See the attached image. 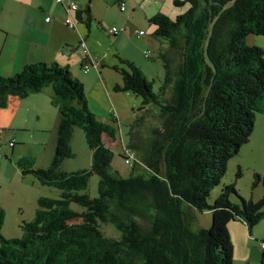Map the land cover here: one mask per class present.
<instances>
[{
	"label": "trees",
	"instance_id": "trees-1",
	"mask_svg": "<svg viewBox=\"0 0 264 264\" xmlns=\"http://www.w3.org/2000/svg\"><path fill=\"white\" fill-rule=\"evenodd\" d=\"M185 3L190 9L175 20L163 13L150 18L154 36L168 40L171 49L161 56L167 69L163 95L154 92L139 66L116 55L114 70L122 84L115 91L142 99L141 122L151 104L159 108L160 119L146 142L125 146V163L133 167L127 178L111 167L113 151L105 138H115L114 124L101 122L93 113L84 83L68 66L40 62L10 77L0 75V109L10 97L25 99L52 87L59 123L50 166L38 168L32 156H3L23 177L33 176L61 191L58 199L38 200L35 218L22 225V238L2 235L6 211L0 205V264H234L229 226L239 221L252 236L264 220V174L254 175L253 187L263 186L258 201L244 198L235 182L223 184L212 205L209 199L222 185L230 161L250 143L256 119L264 113V49L252 38L264 37V0L174 1L176 6ZM68 18L76 20L75 28L66 24ZM91 19L88 7L67 11L64 24L76 31L80 22L89 26ZM174 51L181 56L178 65ZM94 59L85 55L82 69ZM76 127L85 133L91 167L69 173L62 168L75 158ZM15 145V140L9 142L10 148ZM92 175L100 178L95 198L87 193ZM241 177L239 168L236 179ZM205 211L212 214L209 228L197 218ZM99 222L115 225L121 237H104Z\"/></svg>",
	"mask_w": 264,
	"mask_h": 264
},
{
	"label": "rangeland",
	"instance_id": "rangeland-1",
	"mask_svg": "<svg viewBox=\"0 0 264 264\" xmlns=\"http://www.w3.org/2000/svg\"><path fill=\"white\" fill-rule=\"evenodd\" d=\"M162 12L167 15L169 18L175 20L178 16L185 14L189 9L190 5L185 3L183 6H176L174 4V0H163ZM185 2L186 0H180ZM101 4H96L95 7L99 13V17H101V21L103 22V28L108 32L100 31V35L102 33V42L106 43L105 47H109L111 56L106 58V61L109 62L117 61L115 54H120L121 57L125 59H129L133 61L137 66H139L142 71L145 73L146 77L149 81L153 82L154 92L157 94H161L160 89H162L166 76L167 69L165 67V62L162 59V55H167L169 53L170 45L168 40L159 39L154 36L156 27L150 23V17L148 19L144 15L145 8H143L142 4H138L135 6L128 5V12L125 14L120 12L118 4L115 3L112 5L108 14H103L102 11H105L106 6L103 4L102 0H98ZM97 26V23H96ZM112 28H117L119 30L125 29V31L120 32L116 35L109 34V30ZM138 31H143L144 35L139 36ZM92 38V37H91ZM252 38H257V46L262 47L264 49V37L253 36ZM251 38V40H252ZM93 40V39H91ZM255 40V39H254ZM108 50V49H107ZM78 51L83 53V48L79 45ZM109 52V50H108ZM145 53H150V57L146 58ZM172 58L175 62V65L179 64L181 61V56L178 51H174ZM99 62H96L91 66L88 76L92 75V72L97 73ZM94 67V68H93ZM79 70L81 66L78 65ZM72 72V71H71ZM75 77V76H74ZM76 78V77H75ZM89 85V84H88ZM47 88H52L51 86ZM87 93L89 95H93V97L101 102L103 105L107 104L111 106L112 99L105 95L103 86V92H99L96 90L94 85L87 86ZM53 90V89H52ZM115 91V87L113 88ZM54 92V91H52ZM126 94V93H123ZM163 95V94H161ZM129 98L131 96L138 99L140 105L139 108L142 107V99L137 97L136 95L129 93ZM13 98L10 97L9 100ZM19 98V97H18ZM88 98V96H87ZM126 97V101L131 103L130 99ZM22 99V98H21ZM89 100V98H88ZM136 103V101H132ZM8 107V106H7ZM95 113L97 118L106 124H114L116 128V136L114 139L107 137L106 143L113 151V161H112V170L119 172L123 177H129L133 171V167L129 166L125 163L124 159V148L125 146H130L131 144H138V142H146L150 137V132L154 127L160 125L159 119V108L151 104L149 108L151 112L148 113L145 122H141L140 119L145 118V111H138V114L131 119L128 117H124L122 121L114 122L115 119V110L113 109V113L109 112L107 114L105 112V107L99 108L95 106ZM4 109V108H1ZM11 110V109H9ZM9 120H3L2 116L0 118V134H1V142H2V150L0 151V195L5 196L12 203L8 204L6 202L5 206L7 208L6 219L2 229V235L7 239L14 238H22L24 236V231L22 225L24 222H31L35 216L38 209V200L42 197L60 198L61 191L56 189L55 187H48L41 185L33 176L23 177L24 181H30V187L27 184L22 183L16 177L9 176L10 170L13 168L14 163H11L9 160L5 159L3 156L4 151H7L9 157H13L11 150L9 149V142L11 140H15L17 145L15 147V157H19L18 153H23L26 156L38 157L40 153L46 154L48 151H51V156L55 154V140L49 139L51 137L50 132H43L39 126L30 125L23 121H19L16 116H12L13 113L7 112ZM263 115V114H260ZM258 115V117L260 116ZM257 117V118H258ZM35 119V116L33 117ZM111 121V122H110ZM143 123V124H142ZM49 130L52 129L47 125ZM55 137V136H54ZM47 141V142H46ZM74 147L72 144V149H74L75 158L69 159L66 161V165L63 169L65 172H77L82 169H88L91 167V151L88 147L85 133L81 128L76 127L73 136ZM43 146L41 143H45ZM259 150V169L264 174V140L261 142V145L257 148ZM239 157H235L234 160H238ZM5 161V163L3 162ZM9 165H7V162ZM39 161V159H38ZM234 162V161H232ZM232 164V163H231ZM44 167V168H48ZM140 171H144L142 167H139ZM232 167H230L231 169ZM65 169V170H64ZM228 168V173L222 181V185L217 186L211 193V197L209 199V203L212 205L215 200L219 197L222 186L225 182L236 181L237 189L239 193L246 199H252L254 201H258L263 196V186L262 184H258L256 187H253L254 183V175L249 171H242V177L240 179H235L236 172H238L239 168L236 166V172H232ZM28 178V179H27ZM99 182L100 178L97 175H92L90 178V184L87 193L92 197L99 196ZM32 183L35 186L31 185ZM239 184V185H238ZM19 190H21L20 193ZM16 191L15 193L18 195L20 193V197H17L13 202L11 193ZM39 197V198H38ZM5 198V199H6ZM6 199V200H7ZM233 201L239 202L237 197L233 198ZM18 202V203H17ZM19 205H22L19 206ZM74 209H79L77 205H73ZM196 215V214H195ZM198 222L200 226L209 228L212 223V214L209 211H205L203 214H197ZM199 224H196L195 227H198ZM198 225V226H197ZM98 231L106 238L111 239H119L121 237V233L115 225L111 223H98ZM229 230L231 232L232 242L236 248V264L238 259H242L241 251L242 247L240 244L241 234L245 230V227L239 221H232L229 226ZM250 238V236H249ZM251 239V238H250ZM253 250L255 252L256 249L261 252V256H263V252L261 251L260 242L264 241V220H262L258 226L254 229L253 233ZM259 240L256 242L255 240ZM245 243L243 237V245ZM0 244V248H1ZM257 258V257H255ZM235 264V263H234Z\"/></svg>",
	"mask_w": 264,
	"mask_h": 264
},
{
	"label": "crops",
	"instance_id": "crops-1",
	"mask_svg": "<svg viewBox=\"0 0 264 264\" xmlns=\"http://www.w3.org/2000/svg\"><path fill=\"white\" fill-rule=\"evenodd\" d=\"M73 1L79 5V9L82 11L89 7L92 15L89 26L86 22H80L76 31L69 30L65 26L64 20L67 17V8L64 5L58 4L56 0H0V75L10 77L20 72L26 65L40 62L57 63L62 66H68L70 71H72L73 76L84 83L85 89L89 85H94L97 91L103 92V86H105L104 93L112 99L111 106H107V104L103 105L101 102L97 101L92 94L89 95L87 93L86 89L90 109L93 112H95V106H98L99 108L105 107V112L107 114H109V112L112 114L113 109L115 110L114 116L118 122L122 121L124 117L132 119L135 114H138L137 109L139 108L138 106L140 103L139 100L134 97L131 98L130 96L129 98V93L123 94L113 90L115 86L122 84V76L114 70V66L117 64V61H106V58L111 56V53L109 47H107L109 52L106 49V43L102 42V33L100 35L99 32L104 31L106 34L108 32L103 28L104 21H99L101 20V17H99V13L95 7V3H101L98 2V0ZM102 2L106 6L105 11H102L105 15L108 14V11L115 3L118 4L119 9L122 2L126 3V11L121 12L120 10L123 14L128 12V5L135 6L136 8V6L140 3L143 8H145L144 15L148 19V17L151 18L158 13H163L162 7L164 1L102 0ZM49 16L52 17V21L47 23L45 19ZM74 16H77V14L75 13ZM84 17L87 18L86 15H84ZM82 40H84L86 44L88 54L99 62L97 73L92 72L91 76L88 75L92 69L88 73H85L82 69V62L84 61L86 55L83 47V53L78 51ZM254 43H257V39ZM116 55L117 54H115V57ZM78 65L81 66L82 70H79ZM52 91V88H45L42 92L32 94L25 99L18 97L11 98L9 100L8 107L0 109V118L2 116L3 120L8 121L9 116L7 112L12 111V116H16L19 121L26 122L28 127L36 124L39 128H41V130H43V132H50L51 137L49 139L55 140L56 148L59 111L51 102L54 95V92ZM126 97L130 99V104L126 101ZM133 100L136 101V103H133ZM34 116L36 120H33ZM36 125L33 126L35 127ZM47 125L52 129V131L49 130ZM263 140L264 113L256 119V125L250 143L242 147L240 154L237 156L239 157L238 160L232 159L228 168L230 169V167H232L230 170L232 172H236L235 170L237 166V168H241L242 171H249L253 175L256 173L262 174V171L259 169V150L257 148L261 145ZM46 142L41 144L45 146ZM72 144L74 147L73 139ZM16 145L13 148H9L13 154V157L10 158L13 160L21 158V156L24 155L23 153H18L19 157H15ZM4 153L9 156L7 151H4ZM53 157L54 156H51V151H48L46 154L40 153V156L34 158L37 161V167L44 168L50 166ZM3 162L5 163L4 160ZM10 162L13 163L11 160ZM65 163L63 168L66 165ZM7 165H9V162H7ZM9 176L18 178L19 181L30 187L29 183L31 182H23V176L15 168V165L10 170ZM227 181L228 182H225L224 184L236 183L234 179H232V181ZM31 185L35 186L34 183ZM20 191L21 190H19V192ZM15 192L16 191H13L11 193L13 202L17 197H20V193H22L20 192L17 195ZM5 198V196L3 197L0 195V205L7 212L5 204L6 202L8 204L12 203V200L10 201L7 198L6 200ZM19 206L22 207V205ZM240 236L242 259H238L237 264H261L263 257H260L261 252H259L258 249H256L255 252L253 250V234L250 236L245 227V230ZM243 237L245 240L244 245ZM255 241L258 242L259 240L257 239ZM234 263L236 264V248Z\"/></svg>",
	"mask_w": 264,
	"mask_h": 264
},
{
	"label": "built area",
	"instance_id": "built-area-1",
	"mask_svg": "<svg viewBox=\"0 0 264 264\" xmlns=\"http://www.w3.org/2000/svg\"><path fill=\"white\" fill-rule=\"evenodd\" d=\"M57 1V3L58 4H61V5H64V6H66V4H68L69 3V5H70V8L68 7H66L67 8V11L69 12V13H71V11H77L79 8H78V4L76 3V2H73L72 0H56ZM120 8H121V10L122 11H125L126 10V4L124 3V2H122L121 4H120ZM45 21L47 22V23H49V22H51L52 21V17L51 16H49V17H47L46 19H45ZM66 24H68L71 28H75L76 27V25H77V23H76V20H74V18H68V19H66ZM123 31H125V29H122V30H119V29H117V28H112L111 30H110V34H112V35H116V34H118V33H120V32H123ZM138 33V35H144V32L143 31H138L137 32ZM82 47L85 49V54L86 55H89L88 54V50L86 49V45L85 44H82ZM150 53H146V57L147 58H149L150 57ZM97 61L94 59V62L92 61V63H86L85 65H84V67H83V70L85 71V72H89L90 71V68H91V66L93 65V64H95ZM11 145H13L12 143H11ZM128 153L130 154V156L133 158L134 157V155H132L131 153H130V151H128ZM261 249H264V243H262L261 244Z\"/></svg>",
	"mask_w": 264,
	"mask_h": 264
}]
</instances>
